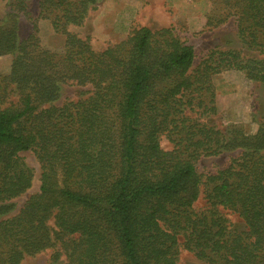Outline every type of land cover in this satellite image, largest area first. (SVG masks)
<instances>
[{
  "label": "trees",
  "instance_id": "trees-1",
  "mask_svg": "<svg viewBox=\"0 0 264 264\" xmlns=\"http://www.w3.org/2000/svg\"><path fill=\"white\" fill-rule=\"evenodd\" d=\"M99 1H38V17L65 35L57 50L41 44L36 22L21 38L28 0H9L0 17V55H13L0 69V264L55 246L67 264H177L181 246L208 264H264V116L253 133L207 119L218 113L216 75L264 85V0H218L215 15V25L235 18L261 56L211 49L196 66L194 47L168 27L140 26L93 49L69 27ZM69 82L89 94L51 104ZM24 151L39 160L40 187L10 215L33 183ZM234 151L226 167L198 170L201 159Z\"/></svg>",
  "mask_w": 264,
  "mask_h": 264
},
{
  "label": "rangeland",
  "instance_id": "rangeland-1",
  "mask_svg": "<svg viewBox=\"0 0 264 264\" xmlns=\"http://www.w3.org/2000/svg\"><path fill=\"white\" fill-rule=\"evenodd\" d=\"M39 0H28V13L18 16L21 38L33 31L34 22L38 25L41 44L57 50L63 46L65 35L56 32L50 19L39 15ZM218 0H100L91 9L82 26H70L69 30L83 38H88L93 49L100 51L107 46L126 38L135 28L148 26L152 29L168 27L186 43L195 49L194 65H198L211 49H242L246 56H261L259 51L245 44L238 34L235 18L231 17L217 25L215 15L220 7ZM9 0H0V17L9 10ZM13 55H0V69L6 71ZM216 104L218 113L208 116L212 124L225 129L229 122H243L247 131L257 130L264 116V85L247 80L243 74L228 71L214 77ZM90 86L69 82L62 85L58 97L51 103L62 105L67 101H77L89 94ZM198 110V107H195ZM194 110V111H195ZM193 114H195V112ZM229 112V115L226 113ZM162 145L170 149L172 144L166 137ZM239 155L238 151L224 152L209 156L198 162V170L204 175L216 172L231 163ZM21 156L33 173L32 186L13 201V215L19 211L25 201L40 187L41 165L33 151L21 152ZM206 199L201 197L195 207L203 209ZM232 228L244 229L243 220L231 211L225 210ZM7 216V215H6ZM6 216L2 217L5 218ZM1 218V219H2ZM20 264H67L66 255L59 246L51 247L34 255H27ZM177 264H208L193 252L180 247Z\"/></svg>",
  "mask_w": 264,
  "mask_h": 264
}]
</instances>
